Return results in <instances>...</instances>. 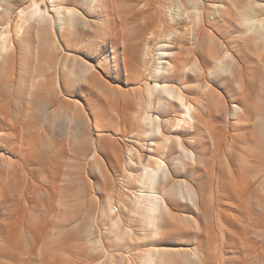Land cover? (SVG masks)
I'll return each instance as SVG.
<instances>
[{"label":"rangeland","instance_id":"1","mask_svg":"<svg viewBox=\"0 0 264 264\" xmlns=\"http://www.w3.org/2000/svg\"><path fill=\"white\" fill-rule=\"evenodd\" d=\"M61 1L0 0V24L11 42L13 57L8 65H13L15 84L21 87L29 71L37 73L39 61L45 57L55 64L44 75L59 81L63 73L67 84V92L54 99L42 93L44 84L36 81L39 95L37 100H30V110L35 109L31 127L19 131L12 152L0 147V264H130L131 257L140 264L142 257L153 250L167 253L159 264H264V49L249 44L245 58L244 63L250 65L246 75L249 103L233 99L239 80L225 84L238 67L216 74L215 63L209 66L213 70L209 84L224 104L209 103L212 116L198 112L196 133H186L183 128L177 135L184 148L195 154L190 161L174 143L165 153L160 151L164 138L171 137L170 128L179 111L175 107V114H169L162 98L152 91L155 81L150 80L148 85L144 70L139 83L126 81L122 64L118 65L120 46L114 54L115 63L110 48L101 52L99 62L92 58L89 46L97 48L87 39L73 43L69 49L56 47L63 34L59 26L64 9L57 6ZM248 1L243 0L241 7ZM199 5L216 29L212 32L215 40L224 45L221 53L232 52L231 43L241 32L236 14L230 12V19L223 25L208 11L211 0H199ZM20 15L27 21L23 33H17ZM128 17L126 22L127 14L122 16L118 29L132 46L143 23L132 14ZM40 19L45 21L40 23ZM191 20L197 19L192 16ZM202 27L203 19L196 30ZM178 48L174 43L173 50ZM129 52L131 59L133 52ZM84 65L92 66L97 75L93 88L79 78ZM70 70L77 74L76 81L69 76ZM30 80L25 81L27 86ZM196 88L199 86L191 79L183 86V93L195 101L199 97ZM19 101L17 95H9L5 102L17 112ZM146 116L153 121L150 128L143 121ZM24 119L20 125L26 124ZM205 121L210 132L223 136L222 140L218 138L212 144L202 125ZM156 127L162 129V135H154ZM240 145L242 149L247 147L248 153L260 150L261 159L254 160L253 166H242ZM159 161L174 173L167 185L162 177L158 179V190L166 194L177 188L175 184L188 183L198 195V205L196 199L191 205L167 196L173 217L159 219L154 242L146 233L144 212L136 207V197L146 194V174L154 171ZM231 170L235 175L242 172L245 183L252 179L247 201L231 191ZM239 178L237 175L238 182ZM118 216L123 224L115 228Z\"/></svg>","mask_w":264,"mask_h":264},{"label":"bare ground","instance_id":"2","mask_svg":"<svg viewBox=\"0 0 264 264\" xmlns=\"http://www.w3.org/2000/svg\"><path fill=\"white\" fill-rule=\"evenodd\" d=\"M109 3L113 5L112 9L110 8ZM78 4H80V9H78ZM185 4L189 5L190 8L183 9ZM137 5H139V7L135 8ZM242 5L243 0H211L210 9L208 8L211 16L219 22L222 21L223 25H225L226 21L230 19L229 13L234 12L239 21L238 25L240 26L241 31L236 37L237 40H234V42L231 43L233 44L232 52L225 51L221 53L224 45L218 40H215L212 32H216V29H213L214 25L210 23L207 12H205L204 9H201L199 0H184V2L182 0H62L60 4H57V6L64 9V16L60 21L61 26H59V29H62L63 34L56 47L59 50L69 49L73 43L80 42L82 39H87L90 40V44L95 45L97 48L93 49V47L89 46L92 58L99 62L102 54L101 52H105V50L110 48V52L113 54L115 63L114 54L120 46L122 56L118 65L122 64L126 81H134L135 83L141 80L140 77L142 76V70H144L147 74L148 85H150V80L153 79L155 81V87L152 91L157 92V94L162 98L164 103L167 105L166 110H168L169 114H175L173 109L175 107L179 111L177 112L179 113V116H177L170 128V132L173 135L171 134V137L164 138L163 150L160 151L165 153L168 145L174 143L187 159L194 161L195 154L184 148L183 141L177 135L180 134V130L183 128L186 133L195 134V117H197L196 119H199L200 117V113L198 114V112H207L208 117L212 116L209 103L215 101L220 104H224V100L221 97H215L217 94H214L215 92L212 89L213 87L209 84V81L213 76V70L210 69L209 66L215 63L216 74L217 72L219 74L226 73L230 71L231 67H238V72H232L230 79L226 80L225 84L228 85L233 81L239 80L237 88L238 92L235 93L233 99L235 101L249 103V98L246 93V75L250 65H247L244 62L245 58L247 59L248 57L249 44H252L258 49H264V0H251L247 2L245 7H241ZM153 9H155L154 14L150 13ZM0 11L2 12L1 8ZM126 14V22L129 21V14H132L133 18L137 17V19L141 20L143 23L136 32V37L134 38L135 43L132 44V46L128 45V40H126L124 32L120 34L118 29V21H122V16H125ZM192 16L196 17L197 20L192 21ZM202 19L203 27L200 30H196V27H199V23ZM44 21V19H40L39 22L43 23ZM18 22L19 25L17 33H23V25H25L27 21L22 19L20 15ZM4 29L5 27L0 24V147L6 151L12 152L15 149L14 146L16 145L14 144L18 140L19 131L25 130L27 127L30 128L32 125L31 120L35 115V109L33 111L30 110V100L38 99L39 92L35 89L36 81L44 84V88L41 92L53 95L54 99H59V97H61L59 96L60 94L62 95L67 92V84L63 81L66 77L63 73L59 76V81H55L52 77L48 78L44 75V72L46 71L49 73L55 64L52 58L45 57L43 60L39 61L41 66L40 69L37 68V73L32 71L31 74L29 71L25 76L24 83L20 85L21 87L16 85L14 70H12L13 65H8V61L13 57L11 42L7 41L8 35ZM43 30L44 29L42 28V31ZM39 40H43V38L40 36ZM174 43L179 45L177 51L173 50ZM225 46L228 47L227 45ZM130 50L133 52L131 59L127 54ZM262 53L264 55L263 51ZM235 58H239L240 62H238ZM227 62H229V64H227ZM92 66L84 65V70L79 76V78L81 77L91 86L94 83L93 80L97 76L92 71ZM68 74L76 81L77 74L74 71L70 70ZM143 77L145 78V75ZM191 79L199 86V89H195V92L199 94L198 99L195 101L191 100L183 93V86ZM28 80H30V84H28L29 86H27V83L25 84V81L27 82ZM160 82H163L164 85L160 86ZM11 87L14 90L11 89ZM187 92L190 93L192 91H189L188 89ZM9 95H17L19 97L20 101L18 102V105L20 106V109L17 110V112H14L11 109L10 104L5 102ZM25 117L26 120L24 119ZM22 118L26 123L25 125H20ZM143 121L149 126V128L153 124V121L149 118V116L144 117ZM202 125L205 133L208 134V137L212 140V144H214L215 140L218 138L221 139L223 137L220 135L218 136L216 133L212 134V131L210 132V125L208 121L203 122ZM153 131L155 136L162 135V129H160V127ZM225 136L227 135L225 134ZM242 137L245 139V136ZM241 141L243 140H240V144ZM201 146L199 147L201 148ZM240 148L239 159L240 163L242 162V166H253L251 165L253 162L255 163L256 160L258 161L261 159V154L258 153L260 150L255 153H248L249 149L247 147L242 149L240 145ZM216 161L217 160L214 161L215 164ZM9 163H11V161H9ZM220 164H222V161ZM258 164L259 162L256 163V165ZM155 166L156 168L154 171L146 174V194L136 197V207L144 212L142 215L146 233L153 238L154 242H156L155 236L158 234L159 219L165 216H167V218L173 217L171 208L168 205L170 198L167 196H172V198L179 197L180 199L191 203V205H194L195 199L197 202L198 197L197 193L194 192L193 188H191L192 186L190 187L188 183L179 182L180 184H175L177 188L171 189L166 194L160 192L157 187L158 179L162 177L163 184L167 185L171 180L174 171L170 168L169 170L163 168L162 161H159V163ZM232 170L229 171V173L225 172L229 174L231 179L230 182L234 186L231 191L234 190L236 193L238 192L242 196V200L247 201L251 193L250 187L252 179L249 180L248 177L245 176L250 184L247 182L245 183L242 172L239 171L235 175V172H232ZM237 175L238 178L239 176H242L244 180L242 183L241 178H239V180L241 179L239 181L240 183L238 182ZM222 181L226 182V180ZM227 181L229 182V180ZM203 184L207 183L203 182L202 185ZM202 187L204 186H200L199 189ZM257 188H259V186ZM234 193L231 192V194H233L232 196H234ZM220 194H222V192H220ZM219 198L221 199V197ZM200 199L201 198H199V200ZM233 199L235 198L233 197ZM201 201H203V199ZM203 203L200 202V204ZM134 213L138 214L139 212ZM122 224V217L118 216L115 220V228L117 226L120 228ZM128 232L129 233L127 235H131L130 231ZM168 253V255H170L171 252ZM171 254L173 255V253ZM166 255L167 253L164 250H162V252H154L153 250L146 253L142 257L140 264H159L162 261V256L165 257ZM187 255L191 257L190 253ZM129 261L130 264H136L132 257Z\"/></svg>","mask_w":264,"mask_h":264}]
</instances>
